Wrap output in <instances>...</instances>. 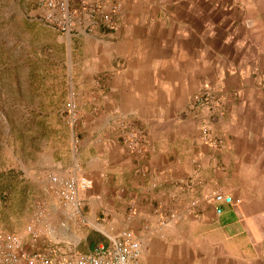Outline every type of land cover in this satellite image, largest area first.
<instances>
[{"label":"crops","instance_id":"1","mask_svg":"<svg viewBox=\"0 0 264 264\" xmlns=\"http://www.w3.org/2000/svg\"><path fill=\"white\" fill-rule=\"evenodd\" d=\"M108 1L123 3L114 29L98 20L73 35L82 58L65 71L68 141L38 152L48 207L64 180L84 176L82 213L113 236L133 231L143 264L264 257V0ZM205 87L221 103L209 117L218 144L189 109ZM71 91L76 128L65 123ZM216 192L233 197L221 214L206 200Z\"/></svg>","mask_w":264,"mask_h":264},{"label":"rangeland","instance_id":"2","mask_svg":"<svg viewBox=\"0 0 264 264\" xmlns=\"http://www.w3.org/2000/svg\"><path fill=\"white\" fill-rule=\"evenodd\" d=\"M115 2L123 8L121 1L110 3ZM34 3L37 0H0V235L19 234L30 251L85 254L93 242L100 245L113 235L84 214L74 216L58 192L49 208L50 197L37 183L35 165L38 152L68 141L60 117L71 81L65 71L72 62L79 65L81 38L62 35L45 24ZM193 98L189 109L201 117L206 111L192 109ZM29 226L38 240L34 241ZM231 264H264V257Z\"/></svg>","mask_w":264,"mask_h":264},{"label":"built area","instance_id":"3","mask_svg":"<svg viewBox=\"0 0 264 264\" xmlns=\"http://www.w3.org/2000/svg\"><path fill=\"white\" fill-rule=\"evenodd\" d=\"M37 16L45 24L56 29L62 35L71 36L82 31H93L95 24L101 20L108 28L115 27L114 16L117 15L122 4L109 3L108 0H37ZM220 99L212 87H205L193 98L191 108H200L206 113L201 115L202 138L206 142L218 144L214 141L209 126V117L218 111ZM65 120L69 127L76 128L81 122V114L76 101V92L71 91L65 104ZM132 149L141 144L136 137H124ZM58 182L59 178L51 177ZM92 181L87 177H71L63 181L59 190V197L63 205L74 216L82 218V200L80 191L90 188ZM208 203L216 205V212H223V205L233 202V197L224 192H216L206 198ZM197 202H192L195 206ZM28 231L38 240V233L32 226ZM108 245H98L85 254L57 256L54 252L45 250L30 251L24 239L17 233L5 232L0 235V264H143L142 243L131 230H125L117 236H107Z\"/></svg>","mask_w":264,"mask_h":264}]
</instances>
